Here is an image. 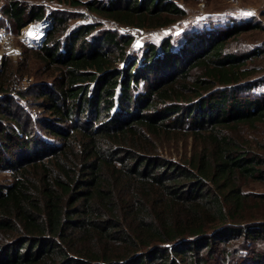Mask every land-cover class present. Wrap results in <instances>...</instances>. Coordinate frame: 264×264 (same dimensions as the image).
I'll list each match as a JSON object with an SVG mask.
<instances>
[{"label": "trees", "instance_id": "trees-1", "mask_svg": "<svg viewBox=\"0 0 264 264\" xmlns=\"http://www.w3.org/2000/svg\"><path fill=\"white\" fill-rule=\"evenodd\" d=\"M38 1L8 0L0 13L16 34L46 23L30 51L56 73L33 97L47 113L44 150L13 152L8 164L9 147H27L33 134L11 110L12 66L0 62V264H209L236 242L263 245L264 220L251 213L264 194L248 183L264 181V146L242 132L264 124V93L253 92L264 83L253 65L264 48L234 51L261 23L210 19L180 45L168 36L138 57L133 36L104 25L172 26L185 15L175 1L47 0L82 7L78 17ZM182 135L194 140L189 156L160 155L157 140ZM243 264H264V255Z\"/></svg>", "mask_w": 264, "mask_h": 264}, {"label": "rangeland", "instance_id": "rangeland-1", "mask_svg": "<svg viewBox=\"0 0 264 264\" xmlns=\"http://www.w3.org/2000/svg\"><path fill=\"white\" fill-rule=\"evenodd\" d=\"M29 1L30 3H36V0H21ZM90 1V0H82ZM103 3H107V0H100ZM175 3L183 8L185 15L178 20L174 25L169 27H163L155 30L148 29H135V28H124L116 27L112 24H106L103 28L109 30H115L117 34H127L133 36L134 43L128 50L130 53H134L136 56H140L141 49L145 44L149 42L156 43L166 38L173 37L174 45H180L182 41L179 39L182 34L185 32H191V30H198L202 24H208L210 19L216 20L220 18L226 19V17L236 18L238 21H251L261 23L262 30L257 29L252 32L246 33L239 37V41L234 47L237 50H234L237 54H241L247 50H251L253 47L258 45H263L264 48V0H173ZM8 0H0V13L3 10L4 6ZM49 7V10H60L68 13H76L78 17L81 14H85L82 7L73 8L68 5L58 4L56 1L47 2L39 0ZM248 13H251L250 15ZM84 16L79 17L77 21H83ZM86 20L88 18H85ZM8 22L4 19H0V62L2 58H6L11 66V72L13 80L11 84L8 85L12 87V90L9 91V96H16L13 98V102L18 107L11 109L12 112H16L20 117L19 122L21 126L25 129L30 130L31 136L33 137L28 143L27 147L16 148L15 145L9 147V151L5 152L3 155V162L10 164L11 159L9 156L11 153L17 152L16 157H26L32 154L42 152L41 150L45 145L40 143L39 139H44L42 134V124L40 121L44 119L48 120L44 113L42 104L44 100L42 98H33L37 97L39 90L48 91L50 90L53 78H55L56 73H53L54 70L50 67L41 63L40 58L37 55L33 54V51L38 47L43 39L44 31L46 30V23L43 22H32L28 25L22 27L19 32L16 34L15 26L7 19ZM75 21V22H77ZM75 22H72L73 25ZM189 33L184 34L187 35ZM28 49V50H27ZM27 50V52H26ZM30 50H33L32 52ZM24 52L27 53L26 56ZM141 58L137 60V66L140 64ZM253 65L258 69V74L255 75V78L260 76L264 77V56H261L259 59L254 60ZM125 66V62L119 63V67L122 68ZM137 68V67H136ZM10 71V70H9ZM167 74V72H166ZM166 76V75H165ZM164 77V76H163ZM42 86H49L44 89ZM42 87V88H41ZM31 89V95L27 94L25 98L20 99L16 92L24 91ZM41 88V89H40ZM255 94L264 93V83L260 84L253 91ZM239 96L249 94V92L238 93ZM5 95V93H4ZM3 94L0 93V97ZM253 96V95H252ZM82 122H85L82 121ZM10 123L5 120L1 125L6 129L5 126ZM40 131V133H38ZM244 136L246 134L252 140L254 144H260L264 146V124H259L258 128L250 130L245 128ZM37 134L39 136H37ZM47 142V141H46ZM194 140L191 136H178L172 138H163L159 139L156 142L158 152L160 155L166 157L167 159L178 161L180 157L189 156L191 149L193 147ZM19 146V144H18ZM0 151L2 148L0 147ZM8 176L3 171H0V181L8 180ZM248 188L250 193L255 194H264V181H255L249 182ZM251 216L253 218L264 220V205L261 208L253 209ZM247 245V244H246ZM242 243L236 242L235 246L238 249L233 251V254L228 257H224V261H218L215 263L214 260H211L209 264H243L245 259L249 256H252L254 252L264 255V244L263 245H252L250 248ZM222 259V258H221Z\"/></svg>", "mask_w": 264, "mask_h": 264}, {"label": "snow or ice", "instance_id": "snow-or-ice-1", "mask_svg": "<svg viewBox=\"0 0 264 264\" xmlns=\"http://www.w3.org/2000/svg\"><path fill=\"white\" fill-rule=\"evenodd\" d=\"M249 15L251 14V13H248Z\"/></svg>", "mask_w": 264, "mask_h": 264}]
</instances>
